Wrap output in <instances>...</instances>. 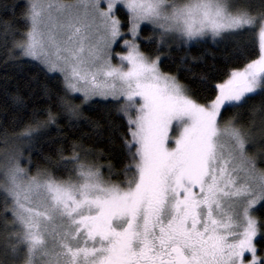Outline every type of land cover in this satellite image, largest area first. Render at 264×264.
Wrapping results in <instances>:
<instances>
[{
  "label": "snow or ice",
  "instance_id": "1",
  "mask_svg": "<svg viewBox=\"0 0 264 264\" xmlns=\"http://www.w3.org/2000/svg\"><path fill=\"white\" fill-rule=\"evenodd\" d=\"M22 19L15 55L58 74L63 94H47L70 120L82 105L111 107L124 121L121 157L117 171L74 143L69 156L57 150L56 173L33 175L19 147L6 153L0 264H264V169L249 155L252 130L226 118L256 97L264 114V0H25ZM209 39L236 44L237 63L200 97L162 63L173 51L195 62L191 48ZM45 115L18 140L34 147L58 126Z\"/></svg>",
  "mask_w": 264,
  "mask_h": 264
},
{
  "label": "trees",
  "instance_id": "2",
  "mask_svg": "<svg viewBox=\"0 0 264 264\" xmlns=\"http://www.w3.org/2000/svg\"><path fill=\"white\" fill-rule=\"evenodd\" d=\"M261 2L262 0H249L254 6H259ZM24 11L25 0H0V165L4 163L6 153L19 147L23 153L22 165L30 169L31 174L35 175L37 170L44 169L56 173L59 163L57 150L62 148L64 155L69 156L72 144L76 143L88 149L103 151L111 159L101 157L99 163L111 162L118 171L121 146L117 133L122 130L124 121L111 107H105L104 104H96L91 108L82 105L83 118L80 120H70L61 113L57 102L49 99L47 94L48 92L63 94L60 91L61 81L56 78L58 74L46 73L37 62L21 59L15 55L12 48L11 33L25 30L22 19ZM5 23L11 26L6 39L2 35ZM142 35L147 40L154 34L147 31L142 32ZM15 38L19 39V34ZM249 41V36L237 38L239 44ZM141 47L148 51L155 50L154 46L145 44ZM235 48L236 44L232 42L213 44L209 39L207 43L191 48V56L197 58L195 62L181 64L179 58L186 55L187 51H173L170 54L171 58L163 61L162 68L165 72L177 76L182 83L193 87L198 96L204 97L209 94L212 84L221 82L225 68L237 63L232 60ZM230 60L232 63H228ZM201 79H206L208 84L200 83ZM15 97L20 98L22 106L14 101ZM261 99L256 97L247 107L230 112L226 117L235 118L242 126L252 130V139L248 147L251 154L256 157L258 169H264V131L261 127L264 114L260 112ZM75 103L79 105L81 101L75 100ZM48 109L57 115L58 126L40 129L38 139L33 141L34 147L18 140L17 137L27 125L36 120H47L45 112ZM5 139L7 144L4 142ZM89 159L96 157L90 156ZM25 160H29L30 163H24ZM102 171L107 176L106 170ZM255 214L264 219V206L259 205Z\"/></svg>",
  "mask_w": 264,
  "mask_h": 264
},
{
  "label": "rangeland",
  "instance_id": "3",
  "mask_svg": "<svg viewBox=\"0 0 264 264\" xmlns=\"http://www.w3.org/2000/svg\"><path fill=\"white\" fill-rule=\"evenodd\" d=\"M142 27H143V26H142ZM141 35H142V33H141ZM142 36H143V35H142ZM116 51H117V52H120V51H122V48H119V47H118V48H116ZM166 55H167V52H163V53H161V56H162V57H164V56H166ZM248 146H249V145H248ZM248 151H249V155L252 156V157L254 158L255 161H257V160H256V157H254V156L251 154L249 147H248ZM22 166H23V165H22ZM258 206H259V205H257V207H258ZM257 207H256V208H257ZM255 210H256V209H255ZM257 239H258V238H257Z\"/></svg>",
  "mask_w": 264,
  "mask_h": 264
}]
</instances>
